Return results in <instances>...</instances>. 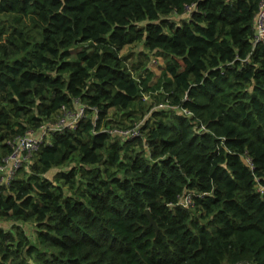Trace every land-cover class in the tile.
I'll return each mask as SVG.
<instances>
[{"label":"trees","instance_id":"trees-1","mask_svg":"<svg viewBox=\"0 0 264 264\" xmlns=\"http://www.w3.org/2000/svg\"><path fill=\"white\" fill-rule=\"evenodd\" d=\"M259 2L0 0V161L85 106L0 184V264H264Z\"/></svg>","mask_w":264,"mask_h":264},{"label":"built area","instance_id":"built-area-1","mask_svg":"<svg viewBox=\"0 0 264 264\" xmlns=\"http://www.w3.org/2000/svg\"><path fill=\"white\" fill-rule=\"evenodd\" d=\"M254 34L252 38L253 46L257 44L264 45V0H260L259 9L254 18ZM151 63L156 64L157 60L151 56ZM155 108H168L174 109L178 112L185 113L191 116L192 112L186 108L179 109L176 105H170L167 103H159ZM65 109V108H63ZM85 106L77 104L75 109H65L56 120L49 121L43 124L36 131H28L25 134L18 135L15 138L9 140L11 150L2 157L0 161V184L9 185V183L15 178L22 165L39 149L42 147L45 141H50L49 134L54 132H61L64 129L75 128L78 120L83 117ZM139 124L126 128H114L110 132L115 133L122 138H132L141 135ZM201 129H205V125H199ZM194 128H197L195 125ZM182 206H189L193 203V194L191 192H185L179 196L176 202Z\"/></svg>","mask_w":264,"mask_h":264},{"label":"rangeland","instance_id":"rangeland-1","mask_svg":"<svg viewBox=\"0 0 264 264\" xmlns=\"http://www.w3.org/2000/svg\"><path fill=\"white\" fill-rule=\"evenodd\" d=\"M140 48H141V45L140 44H137V45H134V46H127L123 51H122V53H126V52H128V51H132V54H131V57H130V59H129V61L130 62H132V61H134L135 60V57H136V54H137V52H139V50H140ZM141 52V51H140ZM139 52V53H140ZM159 60V59H158ZM146 63H147V61H146ZM162 63H163V60H159V62L158 63H156V64H150L149 63V66L148 67H153L154 66V68H152V69H154L155 71H160V66L162 65ZM124 122V121H123ZM124 123H128V122H124ZM141 124V122L139 123V125ZM51 135L49 134V137H50ZM4 225L6 226V228H10V226H8V224L7 223H4ZM25 231H26V233L29 235V237L31 238V237H33L34 235H35V228L33 227V225H32V223H27L26 224V227H25ZM33 239V238H32Z\"/></svg>","mask_w":264,"mask_h":264},{"label":"water","instance_id":"water-1","mask_svg":"<svg viewBox=\"0 0 264 264\" xmlns=\"http://www.w3.org/2000/svg\"><path fill=\"white\" fill-rule=\"evenodd\" d=\"M144 213L147 215V217H148V219H149V225H154V227L156 228V230H158L157 223H156V221L153 219V216H152L150 210L146 208V209L144 210Z\"/></svg>","mask_w":264,"mask_h":264}]
</instances>
